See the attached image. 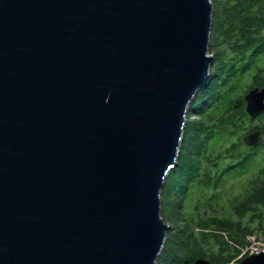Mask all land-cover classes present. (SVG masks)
Here are the masks:
<instances>
[{"label": "water", "instance_id": "1", "mask_svg": "<svg viewBox=\"0 0 264 264\" xmlns=\"http://www.w3.org/2000/svg\"><path fill=\"white\" fill-rule=\"evenodd\" d=\"M211 13V0H0V264H156ZM244 99L264 110V88Z\"/></svg>", "mask_w": 264, "mask_h": 264}, {"label": "trees", "instance_id": "2", "mask_svg": "<svg viewBox=\"0 0 264 264\" xmlns=\"http://www.w3.org/2000/svg\"><path fill=\"white\" fill-rule=\"evenodd\" d=\"M211 4L213 62L188 106L177 163L161 190V216L169 228L156 264L196 258L231 264L239 253L237 264L248 254L249 237L264 243V110L250 114L244 99L249 89L264 88V0ZM255 132L258 142L246 144L243 137ZM259 161L262 167L253 173ZM246 175L242 195L235 193L231 181ZM203 190L211 193L206 197ZM191 192L201 193L198 220L184 213Z\"/></svg>", "mask_w": 264, "mask_h": 264}, {"label": "rangeland", "instance_id": "3", "mask_svg": "<svg viewBox=\"0 0 264 264\" xmlns=\"http://www.w3.org/2000/svg\"><path fill=\"white\" fill-rule=\"evenodd\" d=\"M245 85V84H244ZM244 89H246V87L244 88ZM262 162H258V164H257V166H256V168H254L253 169V173H255L259 168H261L262 167ZM248 176L249 175H246V176H244V177H239V178H236V179H234V180H232L231 181V185H232V188H234V192L235 193H238V194H240V195H242L241 194V190H244V187H245V181L248 179ZM201 193H203V195H205L206 197L211 193V191H205V190H203ZM200 192H191L189 195H188V198H187V200L188 201H186L185 202V209H184V213L185 214H191V216L194 218V219H196V220H198L199 219V212H201V207H200V205L198 204L199 202H200V200H199V198H198V196H200V194H201ZM201 201L202 202H204L205 200H204V198H202L201 199ZM195 204V205H194ZM221 207H222V209H223V211L225 212V213H228L229 212V209H228V202H223V203H221ZM254 236V235H253ZM257 238H259V239H261L259 236H257V235H255ZM255 237V239H254V237H252L251 238V242L253 243V242H256L255 240L257 239ZM258 239V242H262V240H259ZM248 242H249V240H248ZM247 246V245H246ZM239 256V253H237L234 257H233V259L230 261V263L232 264V263H234L235 261H236V259H237V257Z\"/></svg>", "mask_w": 264, "mask_h": 264}, {"label": "built area", "instance_id": "4", "mask_svg": "<svg viewBox=\"0 0 264 264\" xmlns=\"http://www.w3.org/2000/svg\"><path fill=\"white\" fill-rule=\"evenodd\" d=\"M252 237H249V242L246 244L247 246L245 247L248 254H253V253H259V252H264V243L262 242H251ZM251 240V241H250Z\"/></svg>", "mask_w": 264, "mask_h": 264}]
</instances>
